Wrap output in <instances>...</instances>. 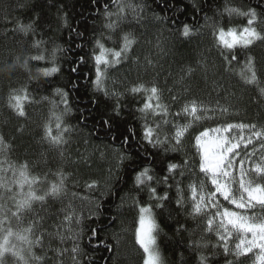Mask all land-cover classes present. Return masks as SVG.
Here are the masks:
<instances>
[{"label": "trees", "instance_id": "trees-1", "mask_svg": "<svg viewBox=\"0 0 264 264\" xmlns=\"http://www.w3.org/2000/svg\"><path fill=\"white\" fill-rule=\"evenodd\" d=\"M124 2L143 6L139 22L129 10L128 15L119 20L112 39L103 42L107 47H118L120 34L131 31L137 43L128 59L107 69L102 90L98 91L91 58L93 40L109 34L104 27L107 22L104 6L116 11L111 0H0V135L11 145L0 152V158L6 157L17 167L27 162L29 175L41 178L39 183L31 185L38 194L57 180L58 172L63 171L67 177V192L62 198H48L43 206L34 202L32 212L23 214L19 222L12 217L10 223L14 231H19L38 214L44 217L43 228L51 232L52 226L62 220L64 211L69 207L74 209L77 215L83 216L80 225L73 222L70 227L83 229L81 248L86 254L82 256L85 264H88L87 256L93 258V264H142L141 250L134 244L132 233L136 216L133 198H144V194L137 191L134 178L143 167L150 168L159 177L169 161L182 163L187 156L191 167L185 170V189L188 178H199L198 158L190 135L185 138L183 151L178 152L153 149L142 142L143 121L137 109L143 106L147 93L133 96L128 93L129 88L138 84L156 85L161 90L162 103L169 105L171 113L192 99L213 108L217 104L229 108L227 114L217 113L214 119L201 121L193 129L195 131L224 122L264 125V98L259 97L255 86L245 85L239 76L247 54L254 58L258 76L264 82V42H256L249 49H238V59L232 62L231 70L226 71L212 30L213 21L232 27L246 24V17L226 14L225 9L233 7L245 10L255 7L261 15L257 27L264 30V6L260 0ZM36 16L40 17L36 36L13 31L18 23L27 24ZM185 23L194 30L188 37L182 35ZM34 39L44 41L41 49L32 46ZM56 48L61 49L55 55L60 72L44 77L38 69L53 66L52 52ZM40 51L46 59L29 60L30 72L16 63L17 56L22 63L25 57ZM81 56L85 59L82 64L79 63ZM73 68H76L75 72ZM74 84L77 87H73ZM25 85L34 102L26 103L27 115L19 117L7 106V97L11 88ZM56 88L68 92L71 108V112L63 115V120L72 131L67 135L68 143L59 147L43 139L44 125L50 122L55 133V115L63 111L60 97L55 94ZM104 89L110 94L113 91L124 94L119 116L112 111L115 98L106 97ZM154 119L159 117L149 116L147 122L152 124ZM168 119L176 124L186 122L183 116L170 115ZM105 120L109 121L108 125ZM128 129H135L136 136L130 137L129 144L124 145L122 141L128 135ZM172 131V123L163 128L168 135ZM126 153L130 158L121 161V156ZM8 176L11 178V173ZM92 181L96 182V187L90 189L86 185ZM28 189L29 185L25 184L24 191ZM13 191L19 192V187L14 185ZM169 196L170 199L175 197L174 189L169 190ZM185 197L184 209L176 211L174 200L166 209H156L161 229L158 242L164 264H197V250L189 245L201 237L215 242L211 234L203 231V218L194 219L187 214L191 203L187 191ZM5 202L11 206L10 200ZM89 213L93 214L92 219H88ZM178 223L186 230L176 231ZM90 228L98 230L96 240L107 241L112 245V251L87 242ZM13 242L18 247H26L15 239ZM49 243L57 246L58 242L46 239L45 244ZM71 246L72 241L65 240L64 247L70 249ZM34 251L42 254L39 248ZM48 256L52 257V254L49 252ZM54 259H46L44 264H53ZM7 264H14L11 256L7 257ZM64 264H72L70 253L65 255ZM217 264H224L223 256ZM238 264H251V258L241 257Z\"/></svg>", "mask_w": 264, "mask_h": 264}, {"label": "snow or ice", "instance_id": "snow-or-ice-1", "mask_svg": "<svg viewBox=\"0 0 264 264\" xmlns=\"http://www.w3.org/2000/svg\"><path fill=\"white\" fill-rule=\"evenodd\" d=\"M116 11L108 10L105 5L104 27L108 29L107 37L93 40L96 89L102 90L103 80L106 79V71L115 67L126 59L133 51L137 43L135 35L131 31L122 32L119 37L118 47H107L103 40H111L112 33L116 31L121 18L128 15L129 10L137 22L143 6L125 3L124 0H111ZM264 6V0H260ZM226 14L246 17V24L240 27L225 26L219 21H213L212 30L215 44L224 62L225 70H231L232 62L238 59V49H249L256 42H264V30H259L257 25L261 22V15L255 7L245 9L227 8ZM116 17V20H113ZM158 19H163L158 17ZM65 23L67 21L65 20ZM40 27V17L36 16L27 24L18 23L13 31L23 35L32 34L36 36ZM191 25L185 23L182 26V35L185 37L193 34ZM77 35L82 36V33ZM32 46L41 49L44 43L41 39H34ZM82 47V45H78ZM61 49H53V66L38 69L44 77H50L60 72L59 66L55 64L56 52ZM46 59L43 51L38 54L21 58H15L16 63L27 72H30L29 60L44 61ZM84 56L79 58V63H84ZM73 72L76 68L72 69ZM191 71V70H189ZM239 76L245 85L255 86L259 97L264 98V82L258 76L255 60L246 54L245 63L239 72ZM31 80L32 78L29 77ZM73 87H77L75 84ZM104 95L115 98L112 108L116 116L120 115V100L123 93L113 91L111 94L104 89ZM128 93L135 96L147 93L145 102L137 111L140 113L142 123L141 140L153 149L165 152L183 151L185 138L190 135L194 154L198 158L196 167L199 178H188L185 189V170L190 169V161L185 157L182 163L169 161L163 169L162 175L156 177L152 170L143 167L134 178V185L138 192L144 194V198H133V207L136 211L133 228V241L142 254V264H164L160 251V225L157 220L156 209H166L175 203V210L185 208V191L190 205L187 214L192 218L201 217L204 221L203 231L211 234L215 242L201 237L193 241L189 247L197 250V264H217L220 256L224 258V264H238L241 257H250L251 264H264V125L252 122H224L214 127H201L198 131L193 130L201 121L214 119L216 114H227L229 108L217 104L210 107L203 101L196 99L183 103L178 111L171 113L169 105L162 103L160 89L156 85L145 87L138 84L129 88ZM55 94L60 97L63 111L55 115V133L52 124L46 123L43 127V139L59 147L68 143L67 135L72 131L70 125L65 124L63 115L71 112L68 101V92L62 88H56ZM44 99H47L45 97ZM176 99V97H173ZM34 102L27 85L20 88H11L7 97V106L19 117H26L25 104ZM183 116L184 124H176L168 117ZM149 116L153 120L149 124ZM106 125L109 124L105 120ZM172 123L171 135L163 132L164 126ZM190 130L191 131L190 133ZM135 129H128V135L123 138L122 143L128 145L130 137L135 138ZM142 146V145H141ZM11 148L0 135V152ZM130 158L129 154H123L121 161ZM28 164L24 162L17 167L7 158H0V264H7V257L14 259V264H44L46 259L54 257L53 264H64L66 254H71L72 264H85L82 256H86L81 248L84 240L83 229L77 227L73 230L70 225L74 222L80 225L83 216L77 215L70 207L64 211L60 223L52 226L48 232L43 228V216H37L19 231H14L10 218L14 217L19 222L23 214L33 211V203L40 202L43 206L48 198L53 200L62 198L67 192V177L63 171L57 173V180L52 182L46 191L38 194L31 185L40 182L38 176H30ZM8 173H11L9 178ZM29 189L25 192L24 185ZM19 187V192L13 191V186ZM88 188H95L96 182L87 183ZM162 186V187H161ZM175 190V197L170 199L169 190ZM146 198V199H145ZM10 200L11 206L5 201ZM143 200V202H141ZM167 202V203H166ZM230 206V207H229ZM93 214L89 213L88 219ZM7 225V227L5 226ZM186 230L183 224H179L176 231ZM98 230L89 229L87 242L95 244V247H104L112 251V245L104 240H96ZM15 241L26 247H18ZM57 241V246L51 243L45 244V240ZM65 240H71V248L64 247ZM39 248L42 254H37L34 249ZM207 250V251H205ZM52 257L48 256V253ZM88 264H93V258L87 256Z\"/></svg>", "mask_w": 264, "mask_h": 264}, {"label": "rangeland", "instance_id": "rangeland-1", "mask_svg": "<svg viewBox=\"0 0 264 264\" xmlns=\"http://www.w3.org/2000/svg\"><path fill=\"white\" fill-rule=\"evenodd\" d=\"M233 27H237V26H233Z\"/></svg>", "mask_w": 264, "mask_h": 264}]
</instances>
